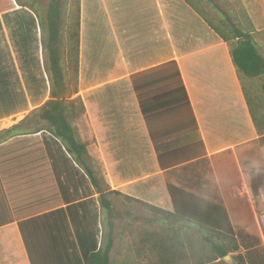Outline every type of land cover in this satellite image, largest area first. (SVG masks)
I'll use <instances>...</instances> for the list:
<instances>
[{
    "label": "trees",
    "instance_id": "1",
    "mask_svg": "<svg viewBox=\"0 0 264 264\" xmlns=\"http://www.w3.org/2000/svg\"><path fill=\"white\" fill-rule=\"evenodd\" d=\"M182 1L227 46L260 135L256 143L264 147V131L256 114L259 103L254 107L245 86L246 82L257 85L264 106V56L259 53L253 25L247 20V24L237 25L212 0ZM15 2L20 10L3 14L1 20L18 46L24 83L36 87L34 104L48 90L42 105H35L17 124L0 131V227L17 223L30 264L43 260L56 264H129V260L113 261L110 257L117 220L125 223L122 233L131 239L126 251L137 264H226L223 258L229 255L232 264H264V247L258 236L235 229L226 209L212 194V171L176 61L129 76L157 165L176 180L175 184L166 183L172 207L167 211L112 190L88 153L89 143L79 137L78 124L85 117L83 102L77 96L79 0L70 9L72 18L68 21L63 18V0H49L43 15L31 0ZM1 30L0 26V36ZM38 33L47 87L43 73L26 69L40 66L36 56ZM4 51L0 41V55ZM15 87H19L18 75L7 71L0 56L2 115L28 107ZM5 147L8 150L2 153ZM43 161L46 171L40 169ZM48 181L54 184L53 195L43 200L35 197ZM22 184L33 190L22 205L13 206L6 186L17 189ZM114 198L125 211L116 209Z\"/></svg>",
    "mask_w": 264,
    "mask_h": 264
},
{
    "label": "crops",
    "instance_id": "2",
    "mask_svg": "<svg viewBox=\"0 0 264 264\" xmlns=\"http://www.w3.org/2000/svg\"><path fill=\"white\" fill-rule=\"evenodd\" d=\"M7 2L18 8H12L13 12L20 10L15 0ZM241 2L248 13L246 20L264 28V0ZM87 5L84 0L80 3L77 96L83 102L85 117L78 130L81 141L89 143L88 153L104 169L107 184L126 196L171 211L166 183L169 180L175 184L176 180L157 165L129 76L176 61L212 171V194L226 209L233 227L248 232L243 226L249 210L254 213L250 196L257 190L256 183L264 181V147L256 143L260 135L227 46L182 0H131L116 28L110 14L113 6L104 7L107 25L117 29L110 28L108 36L121 37L112 60L104 50L109 48L102 45L105 40L90 47L85 42ZM0 26L4 38L6 25L1 19ZM255 32L264 34L257 29ZM13 66L19 87H26L15 61ZM43 76L47 80L46 74ZM245 86L254 107L259 103L256 114L264 131V106L257 85L246 82ZM0 264H30L16 222L0 227Z\"/></svg>",
    "mask_w": 264,
    "mask_h": 264
},
{
    "label": "rangeland",
    "instance_id": "3",
    "mask_svg": "<svg viewBox=\"0 0 264 264\" xmlns=\"http://www.w3.org/2000/svg\"><path fill=\"white\" fill-rule=\"evenodd\" d=\"M8 1H10V0H8ZM130 1L131 0H114V3L112 4L111 0H97V1H95V0H84V4L85 5L88 4L86 9H85V15H84L85 18H84V26H83L85 42H86V44H88V46L89 45L91 46L92 43L100 42L102 39L105 40V44H102V45H103V47H105V45H107V47L109 48V51L106 50L105 48H104V50L106 52V56L111 57L112 60L114 59V57L117 53L118 47L116 45V43H117L116 41L118 39V42H120L121 37L119 34H118L117 38L109 37L110 35L108 36V34H109L108 32H109V29L111 27L109 28V26L107 25L109 20H108V17L106 18L107 15L105 13L104 7L106 6L109 8L110 6H113L111 11H110V14H111V17L114 19V27L116 28L117 27L116 23L118 21H122V19H120V17H122V14L126 13V8H127V5L129 4ZM212 1L216 5H218L224 12H226V15L234 23L236 22L237 25L247 24L246 19L248 17V13H247L245 7L243 6V3L241 2V0H212ZM31 2L36 4L35 9H38V11L41 13V15H43L46 11L49 0H31ZM63 2H64L63 3L64 4L63 9L65 11L63 18L67 17V21H68V18H72V13L69 11L72 7H74L75 0H63ZM81 2H82V0H79V3H81ZM115 7H117L116 10L114 9ZM12 8H14L15 10L16 9L18 10V8H16L15 5L13 7L12 6L10 7L7 0H0V15L1 16L4 13L5 14L6 13L11 14L14 11ZM241 9L244 10L245 12H242ZM67 11L69 13H67ZM248 19H249V17H248ZM252 20H253V18H252ZM250 23L252 25L255 24L252 26L253 32H255L256 29L258 30L259 34H260V32L264 31V28L261 27L260 23H255V22L253 23V21ZM114 27L112 25V28L110 30H117V29H114ZM92 31H93V34L89 37L88 35H90L92 33ZM4 33H5V35H3L4 38L0 36V41L3 45L4 50H5L4 51L5 54L0 55V56H2V58H3L4 64L7 68V71H15L16 70V68L13 66L14 61H15V64L18 65L17 66L18 70L20 72H22L23 70H21L19 67L20 60H19L18 50H17L18 46L13 43V39L11 38V35H10V30L6 26L4 28ZM104 36H105V38H104ZM255 39H256V43H257L259 53L262 56H264V34H263V36L256 35ZM37 40L38 41H37L36 45L38 47V51L36 53V56L39 60L40 66H35V68H34V66L32 65L31 67L28 66L26 69L31 70V71H27V72H37L38 71V73H40L42 71L41 73L45 74V70L43 68V51H42L41 44H40L39 33L37 36ZM85 51H87V50H85ZM204 58L208 59L209 56L205 55ZM37 76L39 77L40 75L38 74ZM22 77L24 78L23 74H22ZM45 81L47 83L46 84V87H47L48 86V80H45ZM247 87H249V86H247ZM12 88H14V87H12ZM15 88H16V91H20L21 94L23 95V97L26 99L28 107L25 111L20 110V112L9 115V116L2 115V113L0 112L1 113L0 130L8 129L11 126L17 124L19 121H21L24 118V116L30 110H32L34 108L35 105H38L39 103H41L40 105H42V103H44L48 98V90H47L46 95L44 97H42L39 102L34 104L35 100H33L32 98H33V93H34V90L36 87H15ZM30 101H31V103H30ZM28 103H29V105H28ZM36 107H38V106H36ZM83 120H84V118L81 119L82 124H83ZM78 132H79V130H78ZM33 137L35 138L36 135ZM7 150H8V148L3 150V152H5ZM95 161L97 162V160H95ZM40 163H41L40 169L43 171H46L47 166H46L45 161L40 162ZM97 163L101 167V170H102L101 172L103 173L102 176H104V180L107 183V180L105 177L106 176L105 171L102 168L101 164L99 162H97ZM45 185H48L51 189L46 188L48 186H45ZM53 185L54 184L50 183V181H48L45 184H42L41 190H39L37 192L38 194H36L34 196L40 198L41 200L47 198V195L52 196L53 195V190H52ZM263 185H264L263 180L256 183V186L258 189L260 187H262ZM17 190L20 191V193H18ZM32 190H33L32 188L27 187L24 184L18 186L17 189H15L11 186H9V189H8L6 186V193L9 197H11L13 199L12 200L14 202L13 206H15L16 204L22 205L24 203V201L29 198V193L32 192ZM113 203L119 212H123L126 210V208H124L120 205V202L118 199L114 198ZM137 215L139 216V214H137ZM124 224L125 223H122L119 220L114 222V245H113V248L111 251V260H113V261L118 260V261H122V262H124V260H129L128 261L129 264H137V261L134 260V257H131L130 256L131 254H128L126 251V248L130 246L131 239L128 238L127 233H122ZM138 227H139V224H138ZM243 227L248 229V232L246 231L247 233L252 234V235L255 233L254 235H256V236L258 235V231L256 228L255 219H254V213H253V211H251V209L249 210V213L247 215V219L245 220ZM138 264H140V263H138ZM227 264H232V260L229 261Z\"/></svg>",
    "mask_w": 264,
    "mask_h": 264
},
{
    "label": "built area",
    "instance_id": "4",
    "mask_svg": "<svg viewBox=\"0 0 264 264\" xmlns=\"http://www.w3.org/2000/svg\"><path fill=\"white\" fill-rule=\"evenodd\" d=\"M250 201L254 209L257 236L264 247V185L251 194Z\"/></svg>",
    "mask_w": 264,
    "mask_h": 264
},
{
    "label": "water",
    "instance_id": "5",
    "mask_svg": "<svg viewBox=\"0 0 264 264\" xmlns=\"http://www.w3.org/2000/svg\"><path fill=\"white\" fill-rule=\"evenodd\" d=\"M223 260H224L226 263H228L229 261H231V257H230V256H225V257L223 258Z\"/></svg>",
    "mask_w": 264,
    "mask_h": 264
}]
</instances>
